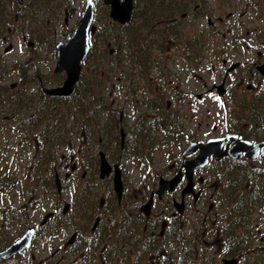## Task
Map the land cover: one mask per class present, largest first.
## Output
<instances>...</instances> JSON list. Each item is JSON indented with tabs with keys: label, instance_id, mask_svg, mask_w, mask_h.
<instances>
[{
	"label": "flooded vegetation",
	"instance_id": "1",
	"mask_svg": "<svg viewBox=\"0 0 264 264\" xmlns=\"http://www.w3.org/2000/svg\"><path fill=\"white\" fill-rule=\"evenodd\" d=\"M100 1L93 0L94 15ZM139 10V5L135 7L133 0L131 16L134 12V17H131L132 20ZM72 14V9H64L65 24L67 17L72 18ZM201 14L199 4L192 3L189 8L176 14V17L172 16V12L166 14L168 19L164 22L157 21L152 31L160 30L162 24L170 26L171 23H181L186 19L194 21L201 17ZM93 24L97 32L92 39L101 33L99 31L101 27L95 18H93ZM210 24H208L209 27ZM252 37L250 34L214 35L215 39L220 40V47H224L225 52H219L220 59L217 60V66L213 67V74L210 75L214 83L210 86H207L202 75L197 74V71H203L205 67L203 56L205 37L197 31L181 32L171 36L156 32L155 35L148 37V41L145 42L147 44L143 43L150 49L134 51V55L141 59L134 60V80L128 79L127 72L124 73V80L128 83L122 89L125 93L121 91L123 100L118 117L116 114L113 115L116 112L113 109V113L98 115L100 119L98 123L92 121L87 123L86 126L89 128L83 129L78 123L80 128L76 130V135H80L83 139L74 141L73 150H75L69 157L71 167L64 176L66 183L72 182L71 185L74 186L76 192L70 195L69 210L65 213L62 210L60 214L58 212L52 216L55 217L56 223H60L61 220L66 221L76 205V216L80 218L81 226L75 228L69 238L55 250L59 257L62 256V253H59L61 250L72 247L76 251L87 245L91 251L86 256L85 264H110L107 258L109 251L120 260L121 264H221L222 258L243 259L247 263H253L260 259H254V256L263 251V245L260 244L263 243V239L259 237L258 244L254 247L252 245L254 237L251 238L250 243L247 230L257 227V233L261 232L260 228L264 223L263 203L258 201L252 208V212L247 214L249 218L246 219L245 227L239 226L238 229L234 227L235 237L227 239L231 228L228 223L236 222L237 219V213L231 207L240 198V193L237 190L234 191L231 184L240 181L239 183L246 184V188L252 183L247 178L248 176L264 173V121L262 124L258 120L239 123V117L250 114L249 109L245 107L252 105L255 101H260L261 105H264V98L254 97L264 85V76L257 71V67L264 64V42L260 44L250 42ZM26 40L27 38L23 36L22 41ZM243 40H245L244 43L240 44ZM27 44L29 45V42ZM252 46L254 48L259 46L260 49L256 50L252 58H249L255 50ZM238 47L244 48L245 59L237 58ZM125 57L126 55L123 58L129 63ZM127 63L125 62L123 66L124 70L128 69ZM233 65L236 66L233 67ZM13 69L14 67L7 71L6 76L1 74L0 89H6L14 97H19L20 92L22 94L26 92L27 99L24 102L32 105L39 103L42 87L45 86L44 77L39 70L30 71L24 76V70L18 69L14 72ZM16 74L19 75L18 80L8 84V87L2 82L3 79ZM190 79L194 81L196 88L202 89V92L191 94L188 89ZM132 83H134V89L128 87ZM218 86L222 87L217 88ZM205 100L221 106L223 112V117L218 124L212 127L214 131H218V135L213 138L237 136L239 140H248L253 144L261 143L262 147L255 159H249L244 155L238 158L224 155L217 160L210 157L208 163L202 168L195 169L189 179L181 168L182 163L184 159L195 156L196 152L187 156H183L182 153L192 144L200 145L207 141L205 137V139H200L199 136L194 135V132L187 135L189 106L191 102L199 104ZM135 104L141 105L140 112L132 108ZM236 107H243L245 111L238 112ZM195 110L199 112V105ZM33 111L26 110L23 114L24 118L34 116ZM141 112L147 114L144 123L139 118ZM162 112H166V136L169 147L181 148L182 138L186 136L184 148L171 160V164L167 167L168 176L158 177L156 184L157 178L153 176L125 177L124 162L132 160L126 154L133 153V149L129 148L133 147V142L135 146L143 142L148 132H152V127L156 125L155 120L164 115L161 114ZM150 120L153 126L148 125ZM116 131L118 139L115 137ZM198 131L203 134L200 129ZM93 137H96L95 141ZM132 139L133 142H131ZM104 142L108 143L106 150L103 148ZM233 143L234 140L230 142L225 140L221 151L227 153ZM90 145L93 146L95 153L102 152L105 155L112 168L109 176L104 179L110 182L106 197L97 202L93 196L96 185L92 181L102 182L95 177L93 178L96 180L89 178L87 170H91L93 166L97 168L98 160L96 156L89 161L83 160V154L85 153L87 157L91 151ZM110 153H118V157L110 158ZM115 167L120 171L122 181L119 201L111 187ZM176 175H180L176 186L158 197L155 193L157 184L160 181H171ZM190 185L191 188H189ZM252 190L253 188H250L249 191L252 192ZM150 199L149 206L143 209ZM200 205L201 210L195 211L194 226L191 227L189 220H183V217H188L189 210ZM229 209L230 222L225 218ZM256 213L259 216L253 223L250 219ZM261 218L263 222L260 221ZM58 227L63 229L61 226ZM68 228L64 229L67 231ZM243 233L247 243L242 244L240 248H246V251L241 254L235 252L232 254L233 257H228L224 251L228 242L230 249H236L240 239L238 235ZM35 238L45 240V229L40 226L36 227L33 240ZM73 240L74 243L69 246ZM249 245L251 252L248 254ZM38 251L31 242L28 249L18 253L8 262L1 261L0 264H14L16 259L25 261L28 258L30 259L28 262L43 264L47 259L46 257L39 258L34 253ZM73 255L75 258L76 254ZM79 257H83V254Z\"/></svg>",
	"mask_w": 264,
	"mask_h": 264
},
{
	"label": "rangeland",
	"instance_id": "2",
	"mask_svg": "<svg viewBox=\"0 0 264 264\" xmlns=\"http://www.w3.org/2000/svg\"><path fill=\"white\" fill-rule=\"evenodd\" d=\"M13 1L9 4V6L8 4L7 7L4 6V10L7 9L9 11L11 18L2 30V35L0 37V63L1 66H4L3 70L10 71L12 67L16 66L17 68L24 70V76H26L30 71L37 69L42 77H44L46 87L49 88L61 85L65 78V74H53L56 63L54 46L59 42H64L67 37L71 36L78 20L80 19V12L84 8L83 6L85 0H24L25 5L22 7L24 8L23 10L27 12L28 15L29 11L33 10V12H31L32 15L28 18V22H23L22 19L17 16L19 7ZM134 1L135 7H137V5H139V7L144 5L143 0ZM48 4H51V7H53V10L50 12L45 9ZM66 8L73 10V16L72 18L67 17L65 24L63 20L65 17L64 9L66 10ZM205 9L206 11L202 12L201 17L194 21L186 19L182 22V25L184 30L187 31L186 33L197 31L204 35L205 41L208 40L205 44L203 53L205 67L203 71H197V74L202 75L204 81L207 83V86H210L214 83V79L210 77V75L213 74V67L217 66L216 62L220 59V53L225 52L224 47H220V40L215 39L214 35L250 34L251 37L257 36L260 28L264 26V13L262 11V14L259 15L255 12L249 5L248 0H208V4L205 6ZM108 13L109 7H104L102 1H100L96 6L94 18L101 27L99 31L105 30L106 34L113 25V22H111L108 17ZM12 16H14V19H12ZM31 17L34 19L31 20ZM208 20L209 23H211L210 27L207 26ZM23 36L27 38L25 42L22 41ZM100 36L101 34L98 36L96 35L94 39H92L90 54L87 56L85 65L83 64L81 69L82 72L79 83L84 81L88 83L89 80L93 78L91 67L89 65L93 62V58H95L96 62L99 61V57H101L100 52L102 54H104V52L107 53L104 60L105 70L107 69L108 71L109 67L114 68V65L119 63L118 60L123 48L119 52V48H117L116 44L113 43V38L111 39L110 37H106L104 39H106L107 42L103 43L101 42ZM244 41L245 40L240 41V44L244 43ZM27 42H29L32 46H29ZM250 42H252V40ZM9 44L12 45L11 51L4 53L3 49ZM252 48L255 50L249 55V58H252L256 50L260 49L256 48V46L255 48L252 46ZM110 50L113 51L111 55L109 54ZM243 53L244 48L238 47L237 58L245 59L246 57ZM0 73H2V70H0ZM113 73L114 76H112L110 72H107L109 80L105 81L99 92L101 93L103 102L112 107L111 109L116 111L113 115L116 114V117H118L123 100L121 91L125 93V90H121L120 88L123 89V83L127 86L128 82L119 80L121 77L120 72L113 71ZM133 75H135L134 72ZM18 77L19 75L16 74L3 79L2 82H4L8 87V84L16 82ZM134 78L135 77L133 76V80ZM188 89L191 91V94H198L202 92V89L195 87L194 81L191 79ZM198 105L199 112L195 110ZM140 110L141 109H139L138 112H140ZM189 112L190 115L188 114L189 124L187 135H191L194 132V135L199 136L200 139L206 138L207 140L218 135V131H214L212 127L217 125L219 120L223 117L221 106L207 100L199 104L191 102ZM3 117L9 118L7 115H3ZM3 121L7 120L3 119ZM0 123L3 125L6 124L2 121ZM241 123H243V121ZM73 125L77 126L74 122ZM14 129V125H7L3 128L6 135L4 136L0 132V174L3 173V169H9L11 175L18 176L21 181H23V178L26 176L28 171V167L31 164L30 157L33 154L32 145H36V143L32 133H29L27 139H21L14 132ZM198 129H200L203 134H200ZM258 134L262 135L261 133ZM186 140L187 137L184 136L182 138L181 148L172 147L163 152L161 150L154 151L152 154L153 161L146 167H138L137 164L134 165L129 160H126L124 162L125 177L146 178L153 176V178H157L155 181L156 184L158 177L168 176L167 167L171 164V160L175 158L184 148ZM104 144L103 148L106 150L108 143L104 142ZM74 150L62 149L55 152V156L59 157L63 154L68 158ZM1 156H5V159L3 160ZM109 156L110 158L114 157L116 159L118 157V153H110ZM60 162L61 160L59 157L58 164ZM64 164L66 163L64 162ZM64 164L63 167L61 165V168L57 166V173L62 185V191L59 196L55 194L52 181L42 182L38 179V177H36L37 184L42 183L41 185H36V187L32 190H29L31 189V186L29 185L28 187L21 186L20 189L17 188L16 190L11 191L6 197L0 198V247L5 246L14 239L18 238L24 233L27 226L38 224L45 213L52 211V209L56 207L62 208L64 203H71L70 195L74 194L76 191L74 190V186L71 185L72 182L66 183L64 180L66 171ZM69 164L71 165V161L67 164V166H69ZM38 168H41V166ZM87 171L89 178L94 177L92 173L93 171L89 169ZM164 171H166V174H164ZM92 182L96 185L93 193L95 202L99 199H104L110 182ZM19 190H22L23 196H20L18 192ZM75 206L76 205H74V209L71 214L66 218V221H63V224H72L66 232H59L54 238L46 239L45 237V240H42L41 238H35L33 240V245L37 248V250H39L34 253L38 255L39 258L53 256L50 259L51 262L58 260L59 254H55V250L64 243L66 238H69L75 228L81 226L80 218H77L76 216L77 211ZM200 210L201 205L194 209L191 208L187 213L188 217H183V220L188 219L189 226H194L193 215L195 211ZM8 212H11L12 218H7V215H9L7 214ZM258 216L259 214L256 213L252 220H256ZM54 230L61 231L62 229L55 225ZM29 260V258L25 261L16 259L14 264H30L31 262H28Z\"/></svg>",
	"mask_w": 264,
	"mask_h": 264
},
{
	"label": "trees",
	"instance_id": "3",
	"mask_svg": "<svg viewBox=\"0 0 264 264\" xmlns=\"http://www.w3.org/2000/svg\"><path fill=\"white\" fill-rule=\"evenodd\" d=\"M12 1L13 0H0V37L2 35V30L8 24V21L11 18L9 11L7 9L4 10V6L7 7V4L9 6ZM143 2L144 5L140 7V10L135 15V18L129 24L125 26H118L117 24L113 23L107 34L106 31H104L105 33L103 31H101L100 33L101 42H107V40L104 38L110 37L111 39H114L113 43H115L116 47L119 48V52L123 48V51L121 52L118 60L119 63H116L114 65V68L109 67L107 71V69L105 70L104 62L107 55L106 52H104V54H100L101 57H99L100 59L98 62H96L95 58H93V62L89 65L91 67L93 78H91L88 83L86 81L78 83L73 96L71 95L67 99L50 97L47 95L42 96L44 104L41 106V108L45 109L37 110L34 116L31 115L26 118H21L18 116H21L23 112L30 109L28 108L27 104L24 103V100L27 99V93L23 92L22 94L20 92L19 97H14V95H12V93H9L6 89H0V122L2 121L6 123L5 125L0 123V132L5 136L6 134L3 128L7 125L10 126L16 124V126H14V132L21 139H27L29 133L33 134L34 141L37 144V163L33 165V169L35 168V166H41V170L45 172V170H47V166L51 167V165H54L59 157L60 159H62V155H60L59 157H55V152L62 150L59 148L68 147V144H72L73 141H81L83 139L80 135H76V138L73 135L74 130L80 128L78 126L73 127V122H76L77 124L79 123L81 128L86 129L89 128L86 126L87 123L91 121L97 123L99 122L100 119L97 117L98 114L103 112L110 113L111 107L103 102V98L101 97V93L99 92V90H101V88L103 87L105 81L109 80V78L107 77V72H110L112 76H114L113 71L120 72L121 77L119 80L123 81H125L124 73L127 72V78L132 81L134 76V60L141 59L137 58L134 55V51H139L141 49H150L149 46H145L143 44L148 41V37L155 35L156 32L166 34L168 36L175 35L181 32H187L186 30H184L182 22L171 23L170 26L162 24L160 30L152 31V27L156 26L157 21H166L168 19V16L166 14H168L169 12H172V16L176 17V14H178L182 10H186L187 8H189L192 3H198L201 10L205 12V6L208 4V0H143ZM248 2L251 8L259 15L262 14V11L264 13V0H248ZM23 9L24 8L19 7L17 16L22 19L23 22H28V18L32 15L31 12H33V10H30L28 15L27 12H25ZM45 9L50 12L53 10V7H51V4H48ZM133 17L134 12L132 18ZM12 19H14V16H12ZM30 19L32 20L34 18L31 17ZM261 35H264V26L261 27L260 31L257 33V36ZM207 41L208 40L205 41V44ZM252 41L260 44L261 42H264V39H262V37L257 38L256 36H254ZM124 55H126L125 58L129 61V63H127V61L123 58ZM125 62L128 65L127 70L123 69ZM3 69L4 66H1L0 63V70H2L0 76L1 74L6 76L7 71ZM18 69L19 68L14 67L13 70L14 72H16ZM133 84L134 83H132V85H128V87L134 89ZM124 87H126V85H124L123 83V88ZM120 89L122 90V88ZM254 97L264 98V87L257 95H254ZM97 106L100 108H98ZM141 108L142 107L139 104H135L133 106V109L135 110H139ZM157 108L160 109L161 107ZM245 108L249 109L250 114L242 115L241 117H239V123H241L242 121L253 122L258 120V122L262 124V122L264 121V105H261L260 101H255L252 105ZM236 109L238 110V112L245 111L243 107H236ZM161 114L164 115H162L161 118H157L155 120L156 125L152 127V132H148L147 137L145 138L146 140L144 139L145 141L143 140V142H140V145L137 144L136 146L133 142V139L131 141L133 142V145L131 143L133 147L129 149H133V153L126 155L130 156L134 160V163L139 167H146L147 165H149L153 161V152L158 151L168 145V137H165L167 129L165 120L166 112H162ZM3 115L9 116V118H7V121H3V119L5 118L3 117ZM88 115L89 117L87 118ZM146 116L147 114L145 112H141L139 115V118L143 123L144 121H146ZM151 121L152 120L149 121L148 125L153 126V123ZM68 130H70V132L72 133L71 136H67V134L69 133L67 132ZM115 137L116 139H118L117 131ZM92 139L95 141L96 137H93ZM32 147H35V145H32ZM90 147L91 151L89 155L92 158H95L93 146L90 145ZM1 157L3 160L5 159V156ZM91 170L93 171L92 173L94 176L96 166H93ZM33 172L34 174L36 173V171ZM51 175L52 173L50 170L48 173H45V175H42L40 180L51 181ZM263 177L264 173H261L257 176H248L247 178L251 180L252 183H250L246 188V184L239 183L240 181H238V183L231 184L232 189H234V191L237 190L240 193V198L238 199V202L235 203L233 207H231L237 213L236 222H230V209L227 210V213L225 214V218L228 222H230L228 223V225L231 227L229 229L230 235L227 237L228 240L232 239L236 235L234 227H236L237 229L239 226H241L242 228L245 227L246 219L249 218L247 217V214L249 212H252V208L256 205V203H258L259 201V203L261 202L264 204ZM21 186L23 185L20 184V179L18 176L11 175L9 169H3V173L0 174V198L6 197L11 191L15 190L16 188L20 189ZM250 188H253L252 192L249 191ZM18 192L20 196H23L22 190H19ZM7 214H9L7 215V218L11 217V212H8ZM247 233L250 236V243L251 238L254 237L252 245L254 247L257 246L259 237L256 235V231L254 230V228L248 229ZM238 238L240 239L237 242L238 247L236 249H230L229 242L224 249L228 257H233L232 254L235 252L241 254L242 252L246 251V248H240L242 244L247 243L245 234H239ZM250 249L251 247L249 245L248 254L251 252ZM90 251L91 248H88L87 245H84L82 249L76 251H74V249L70 247L59 252H62V257L58 259V262L55 261L46 264H85L87 259L86 256ZM73 254H76L75 258ZM80 254H83V257H79ZM258 258L260 259L253 264H264V250L258 252L254 256V259ZM238 261H240V264H250L245 262V260L243 259H239ZM118 264L121 263L119 262Z\"/></svg>",
	"mask_w": 264,
	"mask_h": 264
},
{
	"label": "water",
	"instance_id": "4",
	"mask_svg": "<svg viewBox=\"0 0 264 264\" xmlns=\"http://www.w3.org/2000/svg\"><path fill=\"white\" fill-rule=\"evenodd\" d=\"M18 4L22 5V0H15ZM106 6H109V17L113 22L119 25H125L130 21L131 12L133 9L132 0H103ZM93 19V0H87L86 6L82 12L81 18L78 21L71 36L67 37L65 42H60L55 46L56 50V65L54 74L61 72L65 73V80L62 85L52 89H44L43 92L50 96L67 97L70 96L74 87L79 80L82 63L86 58L89 51V40L96 31V27L91 25ZM11 49V46L5 48L4 51ZM112 53V52H110ZM236 65H233V67ZM257 71L264 76V64L257 67ZM218 86L217 88H221ZM228 138V139H227ZM221 139H209L204 145H190V147L183 152V156L191 154L198 150V153L192 159H185L183 161V168L185 170V176L189 179L195 169L205 166L210 157H214L216 160L224 155H228L232 158H238L240 155H244L249 159H255L259 155V151L262 147L261 144H252L247 140H239L237 136H229ZM234 140V144L231 149L224 153L221 151L222 144L225 140L230 142ZM196 146V147H194ZM112 186L116 194L118 201L120 200L122 192V183L120 171L118 168H114ZM111 167L105 160L104 155L100 154L99 164V178L104 179L109 176ZM180 175L174 177L171 181H160L158 185L157 194L162 195L164 191H171L176 184ZM176 180V181H175ZM57 191H60L59 181L56 180ZM191 188V185L189 186ZM65 205V210H66ZM149 206V205H148ZM45 217L43 222L46 220ZM42 222V223H43ZM34 228H28L26 232L7 246L5 249L0 251V260L7 261L16 254L22 252L30 246ZM223 264H237L236 260L229 259L223 260Z\"/></svg>",
	"mask_w": 264,
	"mask_h": 264
}]
</instances>
